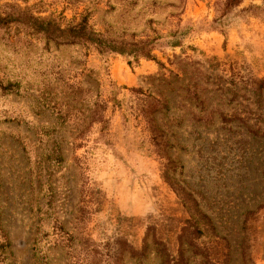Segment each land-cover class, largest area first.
<instances>
[{
    "label": "rangeland",
    "instance_id": "374dc122",
    "mask_svg": "<svg viewBox=\"0 0 264 264\" xmlns=\"http://www.w3.org/2000/svg\"><path fill=\"white\" fill-rule=\"evenodd\" d=\"M0 0L128 63L0 25V264H264V0Z\"/></svg>",
    "mask_w": 264,
    "mask_h": 264
},
{
    "label": "trees",
    "instance_id": "16d2710c",
    "mask_svg": "<svg viewBox=\"0 0 264 264\" xmlns=\"http://www.w3.org/2000/svg\"><path fill=\"white\" fill-rule=\"evenodd\" d=\"M242 0H222L223 12L230 11L239 5ZM12 22L22 23L34 31L43 33L48 38L59 43H87L94 46L99 53H115L126 56L128 63L138 62L141 58L155 59V39H146L133 42H119L107 39L100 33L88 27L85 22L62 27L52 19L35 17L20 11H13L2 15L0 13V25Z\"/></svg>",
    "mask_w": 264,
    "mask_h": 264
}]
</instances>
